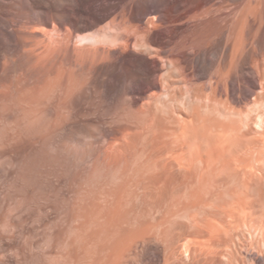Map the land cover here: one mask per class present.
I'll return each mask as SVG.
<instances>
[{
    "label": "rangeland",
    "instance_id": "1",
    "mask_svg": "<svg viewBox=\"0 0 264 264\" xmlns=\"http://www.w3.org/2000/svg\"><path fill=\"white\" fill-rule=\"evenodd\" d=\"M262 1L253 12L243 0H0V264L226 263L199 247L210 233L198 238L184 211L168 208L199 179L182 166L181 122L166 113L212 92L250 109L245 77L260 78L257 92L264 82ZM97 29L105 38L77 39ZM241 228L232 264H264Z\"/></svg>",
    "mask_w": 264,
    "mask_h": 264
},
{
    "label": "bare ground",
    "instance_id": "2",
    "mask_svg": "<svg viewBox=\"0 0 264 264\" xmlns=\"http://www.w3.org/2000/svg\"><path fill=\"white\" fill-rule=\"evenodd\" d=\"M243 1H244V5L247 7V11L250 7L249 10L253 9V12H254L255 10H254V8H251V5L258 6L262 0H256V4H254L255 2H252V0H243ZM251 2L253 4H251ZM262 2H263L261 4L262 6L258 7V9H257V10L260 9L259 13H262L264 11V8H263L264 7V0ZM240 3H241V1H240ZM241 4H240V6H241ZM46 5H47V3H46ZM246 7L242 8V10L244 11V9H246ZM262 8H263V11H261ZM243 11H242L241 18L245 16V15H243V14H245ZM63 12L66 13V15L69 14L68 8L64 9ZM255 12H257V11H255ZM42 13L44 14V16L46 18L50 17L48 8H45V9L43 8ZM70 14H72V13H70ZM56 15H59V14H56ZM246 16H248V15H246ZM253 17H255V16H253ZM259 17H261V15ZM212 18H215V17H212ZM238 19H240V18L238 17L237 20ZM241 20L242 19H240V23H241ZM236 22L239 23V21H236ZM261 22H259V23H261ZM242 23H243V21H242ZM244 23H245V20H244ZM234 25H236V24H234ZM235 28H237L236 30L238 31V28H240V25L238 27H235ZM257 29H258V27H257ZM241 30H243V29H241ZM241 30H239V35L242 34V36H243L242 32L244 30L243 31H241ZM237 31H236V33H238ZM248 31H249V29H248ZM103 32L104 31H102V29H100V30L97 29V30L89 32V33H79V34H77V39L80 42H87V41H94V40L96 42V41L100 40L101 37L105 38V36H103V35H105L106 33L103 34ZM106 32L109 33L108 31H106ZM251 34H253V33H251ZM255 34H256V31H255ZM255 34H253V35H255ZM235 36H236V34H235ZM236 37H238V35ZM107 38H108V36H107ZM242 40H243V38H242ZM237 42H239V41H237ZM236 46H237V44H236ZM237 47H240V44ZM203 59H205V57ZM205 69L206 68H204V70ZM260 72H261V70H260ZM263 75H264V73H263ZM229 77H232V76H229ZM245 78H246L245 80H247V82L249 84L248 85L249 88L247 89L246 92H244L245 96L248 95L246 101H248V97L251 93L256 92L255 98H257V99H255V98H253L254 96L252 97L253 99H255L254 104L253 103L247 104L246 101H245L246 103L244 102V104H247L248 106H249V104H252V106L250 107L249 110L248 109L242 110L241 106L244 107L245 105H241V106L238 105L239 107H237V108H239V109H237L236 108L237 105H235V107L232 104L230 105V103H232V102L228 103L226 101V99L225 100L224 99L218 100L217 96H214L215 92H212L211 94H207L206 96H201V95H203V94H201L200 96L203 98H201L199 96L200 100L194 99V101L192 103H191V101L193 99L189 97V99H191V100H189L187 98L188 102L190 101V104L187 103V105H184V103H183V106H182L185 109L187 107V109H186V110H188L187 114L184 113L185 109L182 110V111H184L183 113H180L181 110L178 113L174 111L178 115H176L175 113H172L170 111H169L170 113L165 112L167 115L170 114L167 117L168 118L167 120L171 119L170 122H173V119L176 122H178V121L181 122V124H180V122H178L176 124L181 125L179 135L181 136V138L183 140L180 137H178V138H179V140L181 139L182 141H185V142H184V145H183V142H182V145H181V143L178 142V144L181 145V148H179L181 150L180 153H181V155L183 154V156H180L181 158H179V159L184 161V165H182V164L181 165L185 166V164H186L185 167H187L188 169L195 166L198 169L197 177L199 179L196 186H191V187L189 186L187 189V192L185 191V193H187V199L186 200H183V201H181L182 199L179 201L173 200L169 204L168 208L171 209V211L183 210L184 213L181 214V216L185 217L188 220L187 222L184 220V223H186V225L188 227L189 226L196 227V230L195 229L194 230H195L196 236L198 238L199 237H205L204 236L205 231L211 234L210 238L213 239V240L210 239L211 242L214 240L220 239L221 238L220 236H222V238L219 240V243H216V242L211 243V242H209V240H200L199 239L198 245L202 249V251H204V250H206L207 252L209 251L208 253L211 255H216V254H214V251H216V250L220 251L221 250L223 252L221 254H223L227 259V260L225 259L226 263L228 262L229 264H232L233 261L235 260V258H237L234 255L235 254L234 252L236 249L234 250V252L232 251L234 248L231 250V247H232L231 241L233 240V242H235L233 237L238 236V235H236V236H234V235L238 233V230H239V228H241V226H243L245 228V229L244 228H241V229H244V231L247 229L250 233L249 235H251L252 238H255L254 241H255V244L258 245L259 250L262 249L264 251V172L262 170L264 168L263 167L261 168L260 164H259V167L256 168V165H258V164L255 165L254 162L249 161L256 155L255 157L257 159L255 157L254 158L256 160H258L257 162L259 163L260 161H263V163H264V150L262 149V148H264V82L262 83V85H263V86H261L262 88H260L261 90L259 92H257L255 90H256V86H257L258 82L260 81L259 80L260 78L256 77V74H255V76H248L247 75V77H245ZM263 80H264V78H263ZM185 93H187V92H185ZM167 95H169V93ZM189 95H190V93L187 94V96H189ZM245 96H243V97H245ZM251 96H252V94H251ZM195 97H197V96H195ZM238 97H239L238 100L243 98V97H241V95H239ZM176 98H177V96H176ZM236 98H237V96H236ZM178 99H180V98H178ZM181 99H184V98H182V95H181ZM243 99H245V98H243ZM168 101H169V99H168ZM168 101H167V103H168ZM184 101H186V100H184ZM184 101H179V102L182 103ZM155 102H159V101L156 100ZM176 102H178V101H176ZM167 103H166V105H168V106H166V105L165 106L168 108L170 103H168V104ZM239 103H235V104H239ZM160 104L157 103L158 106ZM158 106H156V107H158ZM166 107H165V110H166ZM240 107H241V109H240ZM245 108H247V107L245 106ZM179 109H180V107H179ZM172 110H174V109H172ZM171 113H172V115H171ZM173 114H175V115H173ZM165 120H166V117H165ZM166 122H168V121H166ZM169 128H171V127H169ZM178 130L175 129L174 132L176 131L175 133H177ZM166 131H165V133H166ZM169 133H170V131L168 132V134ZM173 138H175V137H173ZM166 141L168 142V140H166ZM163 142H164V140H163ZM180 145H179V147H180ZM183 146H184L185 152L182 150ZM172 147H174V146H172ZM176 148H177V144H176ZM244 150H246V151H244ZM176 151H179V150H176ZM242 151L247 152L248 154L244 153L245 157H242V158L239 155L241 159L237 158L238 156L232 157L235 154L238 155V153H240V152L242 153ZM182 152H184V153H182ZM175 153L176 152L173 151V154H175ZM226 153H229L228 154L229 156L223 157L222 158L223 161H222L219 157L221 156V154H226ZM231 153H232V155H231ZM171 154H169V155H171ZM230 155L233 159L234 158L237 159L238 164L235 163L236 159H234V161H233V159L230 158ZM244 155L242 154V156H244ZM175 156L173 155V158ZM226 157L229 158V160ZM176 159L178 160V158H176ZM224 159H227V160H224ZM230 159H231V161H230ZM238 159L240 161H238ZM255 159H253V161ZM154 160H155V158H154ZM167 160H169V158ZM167 160L165 159V162ZM218 160H221V161H220V163L217 164ZM242 160L244 163H242ZM177 162H179V161H177ZM185 162H187L190 166ZM249 162L251 163L250 168H249V166H247L249 164ZM241 163L246 164V166L242 167ZM216 164H217V166H216ZM220 164H222V165H220ZM235 164L239 165L242 168L240 169V167H239L238 168L239 170L236 169ZM253 165L255 166V168H253ZM164 168H166V167H164ZM252 168H253V170H251ZM151 175L149 174L150 177H155V176H151ZM149 176H147V177H149ZM149 186H151V184ZM173 187H174V185H173ZM146 189H148V188H146ZM149 189H150V187H149ZM151 192H152V190H151ZM184 195H186V194H184ZM156 197H157V195H156ZM171 197H170V199H172ZM183 197L185 198V196H183ZM115 210H116V208H115ZM198 210L200 213L201 212L204 213L203 219L199 218ZM165 212H166V209H165ZM207 215H210L212 217L214 216L213 220L210 218H207ZM164 216H165V214H164ZM168 216H169V214H168ZM216 216H219V217H216ZM200 220H204L205 222L207 221L208 223H205V224H208V225L212 223L213 225H210V226H213L215 228V232L212 233L211 231H213V230H210L211 228H208V227L206 228L205 225H201ZM142 228L144 230V228H146V227L143 226ZM135 231L137 232V229ZM186 231H188V230H186ZM138 232H140V231H138ZM183 233H187V232H184V230H183ZM215 234H217L218 236H216ZM222 234L228 235V238H224L227 236H224ZM174 235L175 234H173V236ZM213 235H215L216 237L212 238ZM188 236H189V238H191V236L194 237L195 235L190 234ZM208 236H209V234H208ZM208 236L206 235V237H208ZM238 238H240V236H238ZM184 242L185 241L182 242V244H183L182 246H184ZM193 244H196V243H193ZM237 245H233V247L235 246L238 248ZM245 245H246V242H245ZM191 246H192V241H187V243L184 246V247H186V251H184L187 253L186 255L189 254V252L191 250ZM221 246H223V247L226 246L227 252H225ZM251 246L253 247V245H251ZM251 246H249V247H251ZM249 247L247 246V248H249ZM194 248H197V246ZM228 248H230V249H228ZM197 251H199V250H197ZM237 253H238V251H237ZM236 256H239V255H236ZM237 260H238V258H237ZM258 262H259L258 260H255V263H258Z\"/></svg>",
    "mask_w": 264,
    "mask_h": 264
}]
</instances>
